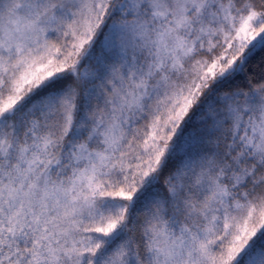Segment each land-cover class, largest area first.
<instances>
[{
	"label": "snow or ice",
	"instance_id": "1",
	"mask_svg": "<svg viewBox=\"0 0 264 264\" xmlns=\"http://www.w3.org/2000/svg\"><path fill=\"white\" fill-rule=\"evenodd\" d=\"M0 264H264V0H0Z\"/></svg>",
	"mask_w": 264,
	"mask_h": 264
}]
</instances>
